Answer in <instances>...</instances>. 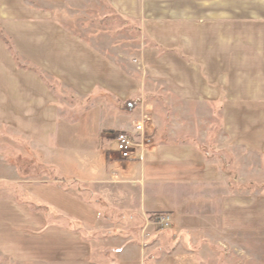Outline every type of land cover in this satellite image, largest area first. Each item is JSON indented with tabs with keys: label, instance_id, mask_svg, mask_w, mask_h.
Here are the masks:
<instances>
[{
	"label": "crops",
	"instance_id": "0c3cea01",
	"mask_svg": "<svg viewBox=\"0 0 264 264\" xmlns=\"http://www.w3.org/2000/svg\"><path fill=\"white\" fill-rule=\"evenodd\" d=\"M105 1L141 24L145 78L65 26L59 16L77 0H0V129L29 144L46 177L23 180L0 154L4 188L21 182L45 207L0 196V254L20 264H211L198 241L264 232V196L231 190L223 167L239 151L264 156V0ZM215 113L219 158L190 141L206 142ZM137 124L150 143L122 160L115 135ZM158 213L170 217L165 232L153 230Z\"/></svg>",
	"mask_w": 264,
	"mask_h": 264
},
{
	"label": "rangeland",
	"instance_id": "374dc122",
	"mask_svg": "<svg viewBox=\"0 0 264 264\" xmlns=\"http://www.w3.org/2000/svg\"><path fill=\"white\" fill-rule=\"evenodd\" d=\"M59 19L83 40L95 44L96 48L108 54L127 72L133 73L135 76L140 74L142 78H145L142 65L137 59L141 57L143 49L149 45V40L138 21L113 12L105 0H77L74 13L72 15L63 14L59 16ZM160 50L169 51L168 49ZM180 54L184 56L182 52ZM54 87L59 90L58 87ZM143 88L148 92L155 87L145 82ZM156 92L161 91L157 88ZM150 99L163 106L169 107L171 105L170 103L167 104L164 95L157 94L150 97ZM218 116L219 113H215V122L213 121L212 130L206 142H198L197 137L190 138V141L197 143L196 145L203 150L207 149L215 158H219L221 155L218 144V132L220 130ZM0 154L5 162L15 163V168L21 179L38 182L46 178L41 175L42 173L40 175L35 174L37 172V156L29 147V144L23 143L22 140L20 141L16 137H11L5 128L0 129ZM236 155L235 158L231 155V160H223V167L226 168L228 163L230 165V168L228 167L230 173L227 179L230 181L231 190H243L242 192L264 196V156L249 154L245 151H239ZM246 159L250 161L249 168L247 171L240 170L241 161L246 162ZM242 171L245 174L242 175ZM46 176L49 178L48 174ZM5 186V182L0 183V196H5L8 193L16 201L25 202L32 209L45 212L44 205L22 190L21 182L11 186L10 191L6 190ZM62 188L69 189L70 187L64 183ZM168 229H170V224L161 228L154 223L153 230L157 233L165 232ZM167 232L169 233V231ZM165 242L161 243L153 252L154 259L158 258L161 252L166 251L169 247L170 241L167 244ZM201 247H209L213 251L214 254H209L206 257L208 259L206 262L211 264H264V232H225L217 241L200 240L192 248L197 250ZM0 264L20 263L0 254Z\"/></svg>",
	"mask_w": 264,
	"mask_h": 264
},
{
	"label": "built area",
	"instance_id": "2783aa9c",
	"mask_svg": "<svg viewBox=\"0 0 264 264\" xmlns=\"http://www.w3.org/2000/svg\"><path fill=\"white\" fill-rule=\"evenodd\" d=\"M143 126L137 124L135 126V132H119L115 135V149L120 159L128 160L138 154L137 149H143V147L150 143V139L145 138L142 135ZM141 135L140 139L136 135ZM155 224L164 228L169 226L170 217L167 215H161L155 218Z\"/></svg>",
	"mask_w": 264,
	"mask_h": 264
},
{
	"label": "trees",
	"instance_id": "16d2710c",
	"mask_svg": "<svg viewBox=\"0 0 264 264\" xmlns=\"http://www.w3.org/2000/svg\"><path fill=\"white\" fill-rule=\"evenodd\" d=\"M164 213H158V214H156L155 216H160V215H163Z\"/></svg>",
	"mask_w": 264,
	"mask_h": 264
}]
</instances>
